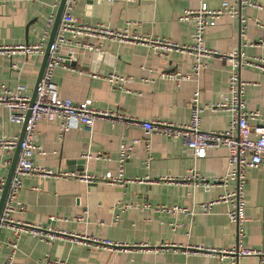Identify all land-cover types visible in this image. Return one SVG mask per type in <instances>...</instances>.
Wrapping results in <instances>:
<instances>
[{
	"label": "crops",
	"instance_id": "0c3cea01",
	"mask_svg": "<svg viewBox=\"0 0 264 264\" xmlns=\"http://www.w3.org/2000/svg\"><path fill=\"white\" fill-rule=\"evenodd\" d=\"M221 1L79 0L71 11L77 21L114 28L129 24L132 30L141 33L190 42L194 27L179 15L201 3L216 8ZM253 1L261 8L237 6L238 13L234 16L224 13L217 17L215 24L205 30L204 44L223 54L237 50L245 59H264V0ZM59 2H0V44L41 40L48 29L47 19L55 16ZM42 55L20 52L0 55V88L2 84L14 87L23 83L32 93ZM192 61L189 52L159 55L145 43L101 39L99 50H78L74 58L63 60L55 68L52 80L61 96L75 101L91 97L96 106L135 120L98 118L92 133L77 124L60 135L56 123L40 119L33 134V141L39 146L32 155L33 162L53 170L96 175L109 170L116 172L120 141L131 143L138 138L139 142L131 143L124 167V176L136 180L120 185L102 180L87 183L65 176L24 175L18 194L22 210L13 211L12 217L19 223H33L43 232L51 231L56 237L41 240L29 230L15 235L13 228L2 226L0 264L5 263L13 241L17 245L11 264H40L56 259L72 264H232L233 254L220 250L237 242V227L226 214L227 204L218 201L205 212L197 207V203L217 197L232 184L226 188L218 184L193 186L189 180L163 178L182 176L190 167L207 177L219 175L227 168V147H209L203 157L194 158L181 137L147 132L136 121L150 118L185 121L193 91L198 88L204 107L202 129H222L228 125V112L211 107L227 94L229 63L225 57H209L197 78L177 81L161 74L162 71L189 74ZM238 70L246 82L243 96L248 108L264 111V71L247 64ZM108 73L130 76L128 89L112 86L104 77ZM21 126L22 123L10 121L7 109L0 106V134L18 135ZM14 151L15 148L0 149V178L4 181ZM88 153L92 156L87 157ZM97 153L104 157H95ZM148 153L151 157L147 161ZM245 178L241 243L264 249V163L247 168ZM172 205L180 208L167 209ZM93 237L121 244L96 246ZM236 264H264V259L259 254L240 255Z\"/></svg>",
	"mask_w": 264,
	"mask_h": 264
},
{
	"label": "built area",
	"instance_id": "2783aa9c",
	"mask_svg": "<svg viewBox=\"0 0 264 264\" xmlns=\"http://www.w3.org/2000/svg\"><path fill=\"white\" fill-rule=\"evenodd\" d=\"M4 0H0L2 2ZM79 0H66L57 31L54 39L49 46L47 61L42 76L36 86V95L32 105L29 104L31 93L23 83H18L14 87L2 84L0 88V106L8 111L10 121L22 123L25 113L30 108L25 133L20 142V150L15 163L13 174L10 178L7 193L4 199L3 207L0 213V227L6 226L14 229L15 235L20 231L29 230L41 240H52L55 233L51 231L43 232L33 223L15 221L11 213L16 210H22V203L18 198L19 190L22 187V178L28 173H35L41 177L45 176H65L79 179L87 183L102 180L112 184H120L127 181H135L136 178H126L124 176V167L129 157L131 143H137L140 140L135 138L128 143L120 141L118 150V168L116 172L106 171L103 174L96 175L86 171L76 170H53L43 165H37L32 160V155L38 149V145L33 141V134L36 129L37 121L46 119L56 123L59 127L60 135L77 124L83 126L88 132H93L94 122L98 118L116 117L117 119L135 120L134 117H128L123 113L116 112L113 109L98 107L93 103L91 97L75 101L67 96H61L52 80V74L55 68L63 60L74 58L75 50L90 49L97 51L100 49L101 39H110L118 41H129L132 43H145L151 50L159 55H168L170 51L189 52L193 55L191 72L183 74L180 72H164L161 74L181 81L183 78H197L202 69L207 64V59L213 55L225 57L229 63L228 68V87L227 94L212 103L211 107L220 108L229 114L228 125L222 129L204 130L201 127V112L203 105L200 102V90L193 91L189 104L188 118L183 122L169 121L159 118H150L138 121L143 129L156 131L160 134L173 137H181L185 144L191 149L193 157H203L209 147L224 145L227 147V168L219 175L204 176L194 167H190L182 176L165 175L164 179L169 180H189L193 186L209 187L218 184L223 188L232 184V187L224 190L217 197L208 201L197 203V207L205 212L211 209L212 205L218 201L227 204L226 214L231 222L237 227V242L234 246L220 249L223 252L233 254L232 264H236V258L240 255L259 254L264 259V249H256L241 243L244 235L242 222L244 220L245 208V172L249 167H257L264 163V111L258 109H249L244 98V89L246 82L240 78L239 67L242 64L254 65L264 71V59L248 60L242 56L241 51L233 50L228 53H220L214 48L204 44V33L209 25H214L217 17L226 13L234 16L238 13V8L244 5L261 8L253 0H223L216 8H209L206 3H201L197 8H187L179 15L184 20L193 25V38L190 42H179L169 37L151 35L132 30L130 25L122 28H114L102 23L91 24L88 22L77 21L71 9ZM93 1V0H84ZM97 1H125V0H97ZM54 21V15L47 19V30L44 37L34 43H2L0 44V55L12 56L15 53L42 54L47 43L48 30ZM95 76L97 73H91ZM112 86L127 90V84L131 80L130 76L117 73H108L104 76ZM114 119V118H112ZM253 122H252V121ZM18 135L0 134V149H13L16 147ZM146 149L150 147L146 144ZM91 157V154H86ZM95 157H104L97 153ZM148 153L147 161L150 158ZM4 178H0V193L3 189ZM121 204V208H125ZM177 205L168 207L169 210L179 209ZM81 218L80 216H78ZM119 215L116 214V218ZM17 224V225H16ZM264 225V217H263ZM96 246H118L120 241L111 239L94 238ZM98 243V244H97ZM17 242H12V250L9 253L4 264L12 263V255ZM72 264L65 260L56 259L52 262L43 261L40 264Z\"/></svg>",
	"mask_w": 264,
	"mask_h": 264
},
{
	"label": "water",
	"instance_id": "95a60500",
	"mask_svg": "<svg viewBox=\"0 0 264 264\" xmlns=\"http://www.w3.org/2000/svg\"><path fill=\"white\" fill-rule=\"evenodd\" d=\"M65 1L66 0H60L58 8H57V11H56V14L54 16V21H53L51 29H50L49 37L47 39V43H46V47H45V50H44L43 55H42V60H41V64H40V67H39V71H38V74H37V77H36V80H35V85H34V88L32 90L30 100H29V104L30 105H32L33 102H34L35 95H36V86L38 85V82H39V80H40V78L42 76V73H43V70H44V67H45V64H46V61H47V56H48V52H49V46H50L52 40L54 39L55 33L57 31V27H58V24H59L61 13H62L64 5H65ZM76 54H77V50H75L74 56ZM67 60H69V59H65V61H67ZM71 62L74 63V60L71 61ZM29 114H30V108H28L26 110L25 118H24V121L22 122L21 130H20V132L18 134L17 145L15 147V151H14L11 163L9 165L8 173L6 175V178H5V181H4V184H3V189H2V192L0 194V213H1V210H2V207H3V203H4V199H5L6 193H7L9 181H10V178H11V176L13 174V171H14L15 163H16V160H17V157H18V153H19V150H20V142H21V140H22V138L24 136V133H25V125H26V122H27Z\"/></svg>",
	"mask_w": 264,
	"mask_h": 264
}]
</instances>
